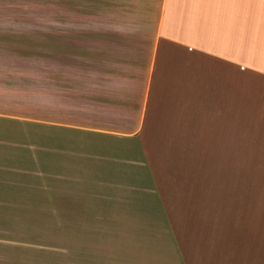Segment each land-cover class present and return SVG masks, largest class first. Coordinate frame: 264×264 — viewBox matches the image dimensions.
<instances>
[{
  "label": "crops",
  "instance_id": "0c3cea01",
  "mask_svg": "<svg viewBox=\"0 0 264 264\" xmlns=\"http://www.w3.org/2000/svg\"><path fill=\"white\" fill-rule=\"evenodd\" d=\"M1 21L5 52L35 48L52 156L163 214L162 238L74 241L67 264H264V0H50ZM2 93L0 264L16 248L46 264L7 239Z\"/></svg>",
  "mask_w": 264,
  "mask_h": 264
},
{
  "label": "rangeland",
  "instance_id": "374dc122",
  "mask_svg": "<svg viewBox=\"0 0 264 264\" xmlns=\"http://www.w3.org/2000/svg\"><path fill=\"white\" fill-rule=\"evenodd\" d=\"M36 2L0 0V17L50 12V0H43L39 6ZM2 36L7 34L0 31ZM28 36L35 33L29 32ZM34 49L29 46L25 53L17 55L5 52L7 48L0 43V91L7 84V239L24 241L23 245L41 244L44 252L39 253V258L44 263L67 264V251L73 250L70 243L74 241L162 238L163 214L155 209V201L150 203L155 208L149 207L137 193L130 198L131 190L124 186V196L117 197L115 183L78 180L77 167L52 156V149L63 151L59 145L52 147L50 133H38L36 128ZM51 243H59L63 251L52 254ZM16 249L11 250L7 264H28L29 261L21 262L23 255L32 259L36 253ZM160 257L154 261L161 262Z\"/></svg>",
  "mask_w": 264,
  "mask_h": 264
}]
</instances>
